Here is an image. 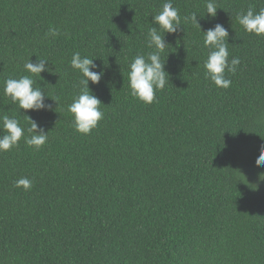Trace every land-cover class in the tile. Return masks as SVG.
Returning a JSON list of instances; mask_svg holds the SVG:
<instances>
[{"label": "trees", "instance_id": "1", "mask_svg": "<svg viewBox=\"0 0 264 264\" xmlns=\"http://www.w3.org/2000/svg\"><path fill=\"white\" fill-rule=\"evenodd\" d=\"M167 0H0V116L38 122L39 151L21 139L0 152V264H264V36L246 33L237 13L264 0H172L181 27L165 33L169 83L152 104L130 95L127 72L147 55L148 30ZM202 31L222 24L232 84L217 88L203 67ZM205 14V15H204ZM204 15V16H203ZM203 16V17H202ZM50 27L55 39L45 38ZM103 68L88 87L104 118L78 133L67 107L80 90L74 52ZM30 57V58H29ZM52 72L33 77L50 111L20 110L3 94L28 75L27 59ZM0 134L2 130H0ZM27 135V132L25 133ZM27 177L30 191L15 186Z\"/></svg>", "mask_w": 264, "mask_h": 264}, {"label": "clouds", "instance_id": "2", "mask_svg": "<svg viewBox=\"0 0 264 264\" xmlns=\"http://www.w3.org/2000/svg\"><path fill=\"white\" fill-rule=\"evenodd\" d=\"M205 7V13L210 18H215L217 9H220L215 0H206ZM185 19L190 20L204 34L203 45L209 49L207 59L203 64L206 77L217 88L228 89L232 81L226 78V72L235 74L241 63L240 59L235 56L229 60L228 30L222 24L217 23L214 27L202 31L196 13H192ZM236 19L246 33L258 37L264 36V8L256 12L250 6L246 12L237 13ZM152 23L158 27L149 28L147 47L154 51H150L146 56L137 54L130 62L127 72L130 95L144 104L155 102L156 92L163 91L166 84L169 83V75L165 70L166 57L164 60L161 59V53L169 46L165 40V33L174 34L181 27V16L178 9L173 6L172 0H167L162 6V10L152 16ZM60 34L58 28L50 27L45 33V38L55 39ZM29 58L24 63V70L28 75H22L18 79L7 78L4 81L3 94L10 98L11 102L16 104L20 110L50 111L52 105L45 103L46 98L50 97L36 84L33 77L42 78L40 75L42 72H52L53 69L48 67L49 63L46 59H37L33 63ZM70 66L81 74L82 79L79 81L80 90L73 98L72 103L68 105L67 110L72 115L75 130L82 135H88L104 118V112L100 108L102 103L91 92L88 84L89 81L94 85L98 84L104 70L100 68L97 71L98 65L94 63L93 59L87 56L82 57L78 51L73 53ZM50 99L56 104L60 101V97ZM24 116L29 124L26 130L14 116L7 114L0 116V130L3 133L0 134V152H8L18 147L22 138L29 147L36 151L46 145L49 131L46 132L37 121L28 115ZM255 164L258 167H264V145H261ZM15 186L24 191H30L33 181L27 177H21L15 181Z\"/></svg>", "mask_w": 264, "mask_h": 264}]
</instances>
